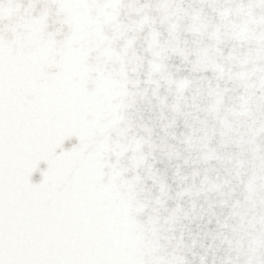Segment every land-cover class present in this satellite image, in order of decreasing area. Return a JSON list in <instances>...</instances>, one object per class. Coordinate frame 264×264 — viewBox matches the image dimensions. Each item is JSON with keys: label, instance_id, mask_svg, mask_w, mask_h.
<instances>
[{"label": "snow or ice", "instance_id": "snow-or-ice-1", "mask_svg": "<svg viewBox=\"0 0 264 264\" xmlns=\"http://www.w3.org/2000/svg\"><path fill=\"white\" fill-rule=\"evenodd\" d=\"M0 264H264V0H0Z\"/></svg>", "mask_w": 264, "mask_h": 264}]
</instances>
